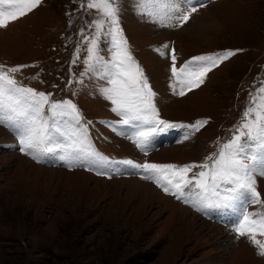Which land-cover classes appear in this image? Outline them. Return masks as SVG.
<instances>
[{"label":"rangeland","instance_id":"374dc122","mask_svg":"<svg viewBox=\"0 0 264 264\" xmlns=\"http://www.w3.org/2000/svg\"><path fill=\"white\" fill-rule=\"evenodd\" d=\"M122 4L123 35L157 93L160 118L183 125L207 120L188 139L178 127L141 152L127 136L117 134L121 125L113 122L121 117L98 92L109 86L107 81L85 72L87 49L96 38L93 21L102 19L98 9L87 8V0H41L26 15L8 21L0 28V65L5 71L27 65L8 75L19 86L50 94V101L76 104L84 123L91 122L95 150L111 160L178 167L205 162L218 141L233 135L250 94L264 87V0H198L197 11L182 27L141 19L132 0ZM193 25L205 27L200 38L180 31L187 26L194 30ZM109 40L98 38L101 56H110ZM225 50L239 51L211 68L198 88L185 96L173 93L170 84L180 90L171 71L174 63L179 70L191 57ZM0 133V264H264L258 254L264 233L258 225L238 238L231 226L233 214L198 212L151 180L143 179L160 191L154 200L131 190L126 179H142L143 173L130 174L132 169L115 165L106 169L109 175H96L56 160L38 163L18 150L8 128L0 125ZM200 170L193 168L188 175ZM255 179L260 203L248 204L245 211L257 213L250 219L258 220L264 214V175Z\"/></svg>","mask_w":264,"mask_h":264},{"label":"snow or ice","instance_id":"6c2138e0","mask_svg":"<svg viewBox=\"0 0 264 264\" xmlns=\"http://www.w3.org/2000/svg\"><path fill=\"white\" fill-rule=\"evenodd\" d=\"M40 3L41 0H0V28L6 27L8 21L26 15ZM197 4L198 0H132L133 11L138 17L163 27L185 25L191 18L190 13L197 11ZM182 5H187L189 11L185 12ZM87 8L98 9L102 19L93 21L96 38L87 49L85 72L107 81L109 86H100L98 92L111 102V111L121 117L118 122H113L121 125L117 134L127 136L141 152H145L160 134L169 130L184 129L185 140L199 131L207 120L183 125L160 118L154 102L157 93L133 58L123 35L120 24L122 0H87ZM173 20H178L179 24H172ZM101 35L110 37L109 57L99 54L98 38ZM235 51L239 50L191 57L179 70L174 63L171 71L180 90L176 92V85L170 84L173 93L185 96L186 91L198 88L208 71ZM172 59L175 61L174 54ZM23 67L27 65L13 66L5 71L0 65V125L16 136L21 153L38 163L56 160L61 166L83 167L96 175H109L107 168L123 165L125 169L133 170L130 174L143 173L142 179L153 181L166 194L198 212L206 215L213 211L222 215L231 212L236 216L231 226L238 238L256 231L251 227L255 225L264 233V214H260L258 220L250 219L257 213L245 211L248 204L260 203L255 177L264 175V87L256 90V95L250 94V103L242 113L241 122L233 127V135L218 141L216 151L206 157L205 162L178 167L138 163L131 159L114 161L99 153L89 136L91 122L84 123L76 104L68 99L50 101V94L19 86L18 81L8 75ZM83 75L85 73H81ZM193 168L201 170L189 176ZM190 186L194 191L186 192ZM252 239L259 243L254 237ZM258 254L264 256V244L260 245Z\"/></svg>","mask_w":264,"mask_h":264},{"label":"bare ground","instance_id":"6f19581e","mask_svg":"<svg viewBox=\"0 0 264 264\" xmlns=\"http://www.w3.org/2000/svg\"><path fill=\"white\" fill-rule=\"evenodd\" d=\"M199 18V17H198ZM209 20V19H208ZM208 23V21H207ZM205 24V23H204ZM193 26H196L195 29L193 30L191 28V26H187V27H183L180 29V31H185L186 33H191V34H194V39L195 38H200L202 36V34H204L203 30L205 29V27H198V25H193ZM179 31V32H180ZM183 34V33H182ZM3 132V131H2ZM1 134V133H0ZM6 136V135H5ZM173 135H169V136H165L164 139H168L169 137H171ZM8 137V136H7ZM6 138V137H5ZM7 139V138H6ZM9 139V138H8ZM28 163V165H31L30 161H26ZM33 167V166H32ZM40 168V167H39ZM46 171L48 172H52L54 173V170L53 169H45ZM58 172V171H57ZM51 173V174H52ZM50 174V175H51ZM61 174V173H60ZM66 174H69L68 172ZM74 174H77V173H74ZM54 175V174H53ZM65 175V174H64ZM83 175V173H82ZM85 175V174H84ZM83 175V177H84ZM52 176V175H51ZM58 176V175H57ZM50 177V176H49ZM55 177V176H53ZM86 177V176H85ZM58 178V177H57ZM98 180V179H96ZM126 183L129 184V186L131 187V190H134L135 192L137 193H142L146 198H148L149 200H154V197H156L157 194H160V191L157 190L156 186L155 185H152L151 183H147L145 181H143V179H126ZM160 198L163 200L162 198V195H160ZM180 209H184L183 211H185L186 209L185 208H180ZM186 212V211H185ZM192 216H196V214L194 213L191 214ZM227 216H232V213L228 212L227 213ZM215 227V226H214Z\"/></svg>","mask_w":264,"mask_h":264},{"label":"trees","instance_id":"16d2710c","mask_svg":"<svg viewBox=\"0 0 264 264\" xmlns=\"http://www.w3.org/2000/svg\"><path fill=\"white\" fill-rule=\"evenodd\" d=\"M66 21H67V23H68V24H72V22H71V20H70V18H69V17L67 18V20H66Z\"/></svg>","mask_w":264,"mask_h":264}]
</instances>
